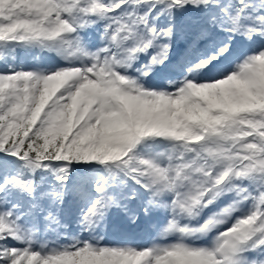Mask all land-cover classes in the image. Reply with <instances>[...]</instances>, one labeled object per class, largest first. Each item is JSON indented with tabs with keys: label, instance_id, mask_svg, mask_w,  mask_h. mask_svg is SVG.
I'll use <instances>...</instances> for the list:
<instances>
[{
	"label": "snow or ice",
	"instance_id": "1",
	"mask_svg": "<svg viewBox=\"0 0 264 264\" xmlns=\"http://www.w3.org/2000/svg\"><path fill=\"white\" fill-rule=\"evenodd\" d=\"M0 264H264V0H0Z\"/></svg>",
	"mask_w": 264,
	"mask_h": 264
},
{
	"label": "bare ground",
	"instance_id": "2",
	"mask_svg": "<svg viewBox=\"0 0 264 264\" xmlns=\"http://www.w3.org/2000/svg\"><path fill=\"white\" fill-rule=\"evenodd\" d=\"M146 238H147V235L144 232L138 233V235H137L138 240L139 239H146ZM111 239H114V237H112Z\"/></svg>",
	"mask_w": 264,
	"mask_h": 264
},
{
	"label": "rangeland",
	"instance_id": "3",
	"mask_svg": "<svg viewBox=\"0 0 264 264\" xmlns=\"http://www.w3.org/2000/svg\"><path fill=\"white\" fill-rule=\"evenodd\" d=\"M111 238H112L111 236L108 237V239H111Z\"/></svg>",
	"mask_w": 264,
	"mask_h": 264
}]
</instances>
